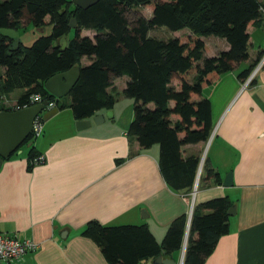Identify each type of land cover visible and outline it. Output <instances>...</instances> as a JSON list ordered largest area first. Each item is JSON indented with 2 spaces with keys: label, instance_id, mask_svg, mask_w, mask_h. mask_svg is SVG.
<instances>
[{
  "label": "trees",
  "instance_id": "16d2710c",
  "mask_svg": "<svg viewBox=\"0 0 264 264\" xmlns=\"http://www.w3.org/2000/svg\"><path fill=\"white\" fill-rule=\"evenodd\" d=\"M147 6L152 8L150 17L140 15L130 22L128 11ZM72 18L78 22L74 29L69 26ZM263 21L261 0H100L87 9L73 0H0V30L18 31L24 23L52 25L49 34L30 46L1 35L0 100L22 89L16 106L4 110L29 106L31 96L41 94L43 101H55L59 109L68 105L77 120L89 119L100 110L113 109L118 97L108 89L114 78L127 76L121 94L135 100L129 137L141 148L159 145V165L168 185L189 194L202 156H186L184 146L208 142L214 131L211 100L203 91L250 58L248 27ZM157 27L172 31L188 28L192 34L164 40L150 35ZM83 30L95 35H83ZM64 35L65 48L59 42ZM208 36L225 39L229 49L207 56L209 45L203 37ZM263 56L264 51L239 76L247 79ZM84 57L88 64L82 63ZM74 66H80V78L67 95L69 103L61 105L45 83ZM36 139L31 133L7 159L32 142L28 151V169L32 170L43 155L35 146ZM211 179L213 184H222L220 174L205 158L199 188ZM233 206L229 197L194 206L183 264L205 263L221 237L230 232L228 211ZM187 224L188 214L175 218L162 241L146 223L105 225L92 220L83 235L98 244L109 264H148L160 255L178 262Z\"/></svg>",
  "mask_w": 264,
  "mask_h": 264
},
{
  "label": "crops",
  "instance_id": "0c3cea01",
  "mask_svg": "<svg viewBox=\"0 0 264 264\" xmlns=\"http://www.w3.org/2000/svg\"><path fill=\"white\" fill-rule=\"evenodd\" d=\"M248 32L250 58L203 91L211 100L215 133L208 142L184 146L186 156L206 153L208 166L222 181L202 183L195 205L229 197L236 207L229 218L230 232L204 264H264V67L246 89L242 88L246 79L239 76L264 51V21L250 25ZM82 34L95 35L92 30ZM228 49L229 44L220 41L214 56ZM209 51L206 55L212 56ZM88 62L87 57L82 59L83 64ZM127 82V76L113 79L108 91L119 95L113 117L100 110L95 115H104L105 121L87 129H77L68 105L40 114L44 131L35 146L45 160L32 170L29 150L3 162L0 232L39 244L37 250L5 264H109L98 244L83 235L90 221L146 223L162 241L175 218L185 213L189 217L192 193L168 185L159 165V145L141 148L128 135L134 100L121 94ZM22 92L14 100V92L5 94L2 101L15 105ZM230 172L233 185L226 187L223 182Z\"/></svg>",
  "mask_w": 264,
  "mask_h": 264
},
{
  "label": "water",
  "instance_id": "95a60500",
  "mask_svg": "<svg viewBox=\"0 0 264 264\" xmlns=\"http://www.w3.org/2000/svg\"><path fill=\"white\" fill-rule=\"evenodd\" d=\"M100 0H73V3L82 8L87 9L90 6L95 5ZM78 25L77 19L72 18L69 26L71 28H76ZM1 35H5L8 37H16L17 33L13 29L3 28L0 30V37ZM66 35L62 36L60 39V43L63 44V48L67 46ZM80 66H74L68 71L60 72L55 74L54 76L50 77L46 83L45 88L48 90L49 93L54 95L57 98H62L67 96L73 86L77 83L80 78ZM48 101L45 100L43 102L30 105L27 107H23L21 109L9 111V110H1L0 111V169L3 165L5 159L10 157V155L18 149V147L29 137V135L33 132V124L34 120L37 115L41 114V112L46 108ZM107 116L112 118L113 111L109 110L107 112ZM105 121V116L102 114L94 115L93 119H81L76 121V127L78 130H84L91 127L92 123L95 122L96 124L103 123ZM32 142H29L28 145H31ZM206 153L203 154L200 162V168L198 171L197 179L195 182L198 185L204 160H205ZM223 185L226 187H231L233 185V173L230 172L227 174ZM236 213V207L233 206L229 209L228 214L233 215ZM193 215V208L190 211L188 217V224H187V232L185 235L183 249L180 254L179 261L176 262L172 258H163V255L158 256L154 261H149L148 264H183L184 263V256L188 242L189 230L191 225ZM147 216V215H146Z\"/></svg>",
  "mask_w": 264,
  "mask_h": 264
},
{
  "label": "rangeland",
  "instance_id": "374dc122",
  "mask_svg": "<svg viewBox=\"0 0 264 264\" xmlns=\"http://www.w3.org/2000/svg\"><path fill=\"white\" fill-rule=\"evenodd\" d=\"M152 8L151 6L147 7H142V8H133L127 13V17L130 20V22H134V20L140 16L144 15L145 17H150L152 15ZM48 19V18H47ZM52 31V25L46 24L43 27H36L33 23H24L20 26L18 31H16L17 38L16 42L18 43L19 41L25 44L26 46H30L33 44V42L40 37L43 34H49ZM93 33H95L93 31ZM192 34L191 30L188 28L179 30V31H172L166 27H157L153 30L150 31L151 36L158 37L160 39L168 40L170 38H182L185 39L188 35ZM75 36V30L71 31L70 37ZM203 39L211 45V51H209L208 55L214 56L216 54L215 50L220 47V41H223V43H227V41L223 38L217 37V36H208V37H203ZM222 43V42H221ZM243 87V85H242ZM22 89H16L14 93L12 94L13 100L22 92ZM115 95L118 97V93H115ZM60 101V104H64L65 102L69 101V96H64L62 98H58ZM134 100V99H133ZM135 101V100H134ZM47 108H45L42 112L41 115H44L46 113ZM109 111V110H108ZM107 111V112H108ZM43 134L38 137L35 140V143H39V141L42 139ZM29 150V145L25 144L19 149L18 152L23 151L26 152ZM206 158V156H205ZM200 183V180H199ZM199 183H198V189H199Z\"/></svg>",
  "mask_w": 264,
  "mask_h": 264
},
{
  "label": "built area",
  "instance_id": "2783aa9c",
  "mask_svg": "<svg viewBox=\"0 0 264 264\" xmlns=\"http://www.w3.org/2000/svg\"><path fill=\"white\" fill-rule=\"evenodd\" d=\"M264 67V56L254 69V71L251 73V75L245 80V83L243 84V89H246L250 83L253 81L255 75L259 72V70ZM31 105L43 102V98L41 94H34L31 96L30 99ZM15 105H9V102H3L2 99L0 100V111L4 110L3 108H9V107H15ZM30 106V105H29ZM56 106L55 101H49L46 105V108H53ZM27 107V106H25ZM17 109H21L18 107ZM16 109V110H17ZM44 131V120L42 116L39 114L36 116L33 124V132L34 135L38 138L42 135ZM215 133V130L213 131L212 135ZM45 156H41V163L44 162ZM198 185H196V188L194 186L193 192L191 194L193 198L192 202V208L194 209L195 206V196L198 190ZM39 247V244L34 241L33 239H19L15 236H11L8 234H4L0 232V264L9 263L14 260H18L22 258L24 255H26L28 252H32L37 250Z\"/></svg>",
  "mask_w": 264,
  "mask_h": 264
}]
</instances>
